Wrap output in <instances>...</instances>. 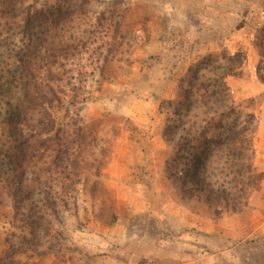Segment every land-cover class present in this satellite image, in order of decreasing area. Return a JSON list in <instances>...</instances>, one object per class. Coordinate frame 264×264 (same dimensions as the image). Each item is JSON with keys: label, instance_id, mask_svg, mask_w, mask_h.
Segmentation results:
<instances>
[{"label": "rangeland", "instance_id": "374dc122", "mask_svg": "<svg viewBox=\"0 0 264 264\" xmlns=\"http://www.w3.org/2000/svg\"><path fill=\"white\" fill-rule=\"evenodd\" d=\"M19 2L70 46L53 67L61 82L50 108L69 161H58L67 179L44 174L59 177L60 193L55 214L43 212L49 231L32 247L0 192V256L10 243L16 264H264V0ZM207 57L213 66L233 62L230 76L251 92L238 101L229 92L241 118L252 116L261 174L237 213L209 207L169 175L178 172L168 167L165 122L189 69Z\"/></svg>", "mask_w": 264, "mask_h": 264}, {"label": "trees", "instance_id": "16d2710c", "mask_svg": "<svg viewBox=\"0 0 264 264\" xmlns=\"http://www.w3.org/2000/svg\"><path fill=\"white\" fill-rule=\"evenodd\" d=\"M47 30L19 0H0V192L26 231V248L49 231L43 212L53 216L56 211L60 179L44 174L67 179L65 164L58 161H69L53 133L50 108L59 102L61 82L53 67L61 65L58 60L70 46H60ZM232 65L213 66L207 57L189 69L184 98L165 122L172 148L168 167L178 172H170L172 181L194 187L202 201L223 213L241 211L261 180L253 166V135L246 119L252 116L242 119L229 97L226 78L233 74ZM209 68L223 73L210 76ZM49 152L57 154L44 165L40 160ZM16 253L9 243L0 264H16Z\"/></svg>", "mask_w": 264, "mask_h": 264}, {"label": "crops", "instance_id": "0c3cea01", "mask_svg": "<svg viewBox=\"0 0 264 264\" xmlns=\"http://www.w3.org/2000/svg\"><path fill=\"white\" fill-rule=\"evenodd\" d=\"M234 42L227 43L228 46H232ZM254 70L250 69V78H256ZM226 84L229 88V92L233 95L235 100H240L243 97H246L251 94L248 83L245 80H242L240 77L228 76L226 78Z\"/></svg>", "mask_w": 264, "mask_h": 264}, {"label": "built area", "instance_id": "2783aa9c", "mask_svg": "<svg viewBox=\"0 0 264 264\" xmlns=\"http://www.w3.org/2000/svg\"><path fill=\"white\" fill-rule=\"evenodd\" d=\"M259 18H260V19H264V12H263V11H260V12H259Z\"/></svg>", "mask_w": 264, "mask_h": 264}]
</instances>
